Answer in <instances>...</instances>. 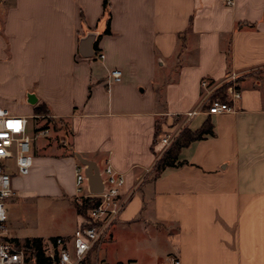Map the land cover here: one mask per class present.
Instances as JSON below:
<instances>
[{"label": "crops", "instance_id": "obj_1", "mask_svg": "<svg viewBox=\"0 0 264 264\" xmlns=\"http://www.w3.org/2000/svg\"><path fill=\"white\" fill-rule=\"evenodd\" d=\"M0 22V106L25 116L42 107L67 127L59 140L39 136L28 175L12 173L9 219L17 199L38 213L61 205L26 238L70 237L81 224L79 153L124 174L125 194L137 187L92 263L264 264V0H0ZM234 71L237 111L195 116L187 130L209 121L213 134L158 172L160 139L198 106L202 80Z\"/></svg>", "mask_w": 264, "mask_h": 264}, {"label": "built area", "instance_id": "obj_2", "mask_svg": "<svg viewBox=\"0 0 264 264\" xmlns=\"http://www.w3.org/2000/svg\"><path fill=\"white\" fill-rule=\"evenodd\" d=\"M226 5H233L234 0H223ZM2 24L0 22V28ZM103 59L104 54L99 53ZM241 72H231L220 82L202 80L201 87L205 90L199 104L185 114V122L176 130L168 131L161 137L163 151L158 155L156 165L166 151L181 137L188 123L197 115L233 113L243 94L239 86ZM122 72L113 69L110 81H120ZM42 118L49 115L25 116L13 113L8 108L0 106V264H34L32 251L26 247V241L20 242L9 234L8 209L6 201L14 195L12 186V171L19 175H28L33 167L32 145L37 136L47 137L51 128L43 125ZM12 127H9V125ZM13 162V166L11 165ZM103 191L99 194L84 192L87 182L85 167L76 168V183L78 194L76 202L83 203L86 199L93 200L82 217L81 224L70 237L57 236L43 242L42 251L51 264H98L90 261V255L98 254L102 243L110 235L113 226L119 220L130 197L137 187L125 194L124 174L116 171L109 163L100 170ZM171 264H182L175 255L168 257ZM123 264V263H117Z\"/></svg>", "mask_w": 264, "mask_h": 264}, {"label": "rangeland", "instance_id": "obj_3", "mask_svg": "<svg viewBox=\"0 0 264 264\" xmlns=\"http://www.w3.org/2000/svg\"><path fill=\"white\" fill-rule=\"evenodd\" d=\"M51 129L52 130H50L48 136H51V134L52 136H47L51 141L55 139L59 140L62 134L67 133V127L64 124H52ZM56 132H60V135L57 136ZM34 142L36 144H33L32 147L34 148L35 145L38 147L41 145L40 143L42 142V138L37 136ZM172 147L173 145L166 151V153L171 150ZM11 165L13 166V162H11ZM35 204L36 203L32 202L31 200L17 199L16 204L13 206L14 216H11L10 219H8L9 228L10 226H12L16 229L18 239L21 243L29 239L26 237L33 236L36 233H43L46 228V223H48L49 221L48 218L52 217L53 219H55L56 216V219H59L58 214L60 213L61 207L59 203L51 204L48 207L43 204L44 208L39 213L36 212ZM6 207L8 209V200L6 201ZM56 236L57 235H54L52 237ZM51 238L49 239L51 240Z\"/></svg>", "mask_w": 264, "mask_h": 264}, {"label": "trees", "instance_id": "obj_4", "mask_svg": "<svg viewBox=\"0 0 264 264\" xmlns=\"http://www.w3.org/2000/svg\"><path fill=\"white\" fill-rule=\"evenodd\" d=\"M105 4L107 5V0H105ZM110 18L111 15L109 13L108 26L106 29V33L110 32ZM37 115H48L44 108L39 107L37 110ZM43 125L49 126L51 128L52 118H42L41 120ZM213 134V126L209 121L203 125L201 129L196 132H191L189 130H184L181 137L173 144L171 150H169L165 156L159 161L157 165L158 172L165 168L166 166L174 165L178 159V153L180 149L192 141L202 139L205 135ZM180 164V163H179ZM75 206L80 215H85L87 210L93 206V200L86 199L83 203H78L75 201ZM42 240L40 238H29L26 241V247L32 251V257L34 260V264H51L47 257L43 254L42 251Z\"/></svg>", "mask_w": 264, "mask_h": 264}, {"label": "water", "instance_id": "obj_5", "mask_svg": "<svg viewBox=\"0 0 264 264\" xmlns=\"http://www.w3.org/2000/svg\"><path fill=\"white\" fill-rule=\"evenodd\" d=\"M92 38V36L84 38L81 42L80 52L85 57L93 56L95 53L94 48L91 44ZM28 102L30 104H35L37 102V98L34 94L28 95ZM76 156L79 159L80 163L85 166V174L89 185V191L92 194L101 193L103 191V182L100 170L96 163L83 158L79 153H76Z\"/></svg>", "mask_w": 264, "mask_h": 264}, {"label": "snow or ice", "instance_id": "obj_6", "mask_svg": "<svg viewBox=\"0 0 264 264\" xmlns=\"http://www.w3.org/2000/svg\"><path fill=\"white\" fill-rule=\"evenodd\" d=\"M9 127H12V125L10 124Z\"/></svg>", "mask_w": 264, "mask_h": 264}]
</instances>
